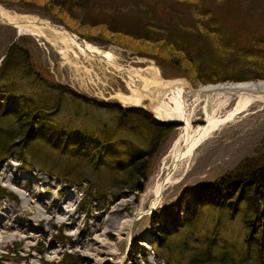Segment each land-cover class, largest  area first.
Listing matches in <instances>:
<instances>
[{
    "label": "rangeland",
    "instance_id": "rangeland-1",
    "mask_svg": "<svg viewBox=\"0 0 264 264\" xmlns=\"http://www.w3.org/2000/svg\"><path fill=\"white\" fill-rule=\"evenodd\" d=\"M212 1L214 0H203V9L211 13V19L216 21L221 29L225 28L232 34L225 36L222 32V35L216 38L219 43L215 42V47H221L224 42L225 46L238 53L257 44L259 40L264 41V0H226L228 5H238V18L234 20L223 17V4L216 7L212 5ZM128 2L131 0H125V3ZM85 4L72 8L70 15L82 17L84 10L97 12L115 6L128 8L125 5L120 6L121 0H91ZM130 4L153 9L156 11L155 16L158 15L163 24H169L168 18L172 10L182 13L181 24H193L187 7L176 3L175 0H132ZM0 7L5 12L23 19H37L56 26L63 25L60 20L37 6L0 2ZM117 12L122 16L118 18ZM117 12L113 16L109 13L101 16L110 22L120 19L121 24L129 27L128 29H134L135 22L139 20L141 23L147 21V18L139 17L131 11L124 13L126 15ZM202 22L208 23L204 20ZM40 32L43 33H20L17 27L0 21V65L8 47L18 43L27 49L47 82L67 87L82 98L129 108L131 106L122 104L117 97L130 95V76H136L137 72L142 76L148 75L146 69L154 64L163 80L184 79L192 85V88L184 87L182 95L183 116L190 129L194 131L207 124L208 107L210 119L215 127L212 134L210 133L196 148L188 168L174 177V180L179 181L165 188L153 209L151 204L155 199L154 191L161 176L166 173V167L170 163L168 156L176 141L183 135L186 121L163 118L161 112L152 109L149 100H144L142 108L150 112L155 119L173 122L177 127L173 134L166 137L153 158L141 192L124 193L122 198L116 199L106 196L103 200L95 199L94 202L83 205L81 201L85 184L79 186L77 183H65L54 173L46 174L39 166L25 169L17 161L15 153L6 155L0 161V188L15 200L0 195V264H94L96 259H100L101 264H165L164 259L154 252L153 242L161 235L164 227L169 231L170 242L176 244L181 241L178 238L179 233H174L182 221L184 201L188 193L194 188L214 182L234 170L244 160L254 158L256 152H259L260 143L264 139V102L253 101L231 115L235 98L228 100V103L221 99L217 100L219 103L216 101L208 105L206 97L197 91L233 82L202 85L198 80L183 75L172 63L161 58L123 49L100 40H87L72 33L92 46L94 56L103 54L106 59L113 60L117 65L113 66V69L105 61L91 58L79 48L65 42L54 30L41 28ZM200 43L203 41H197L195 44L197 46ZM216 50L221 53L220 49ZM193 53L189 51L190 55ZM226 55L232 57L230 52ZM201 75L206 77L205 73ZM165 102L168 109L174 107L166 99ZM72 105L74 104H67V113L79 108ZM79 111H84V108ZM98 113L105 116L102 112ZM90 114L92 120L98 116L95 112ZM115 153L113 163H122L130 158V153ZM9 174L19 178L15 185L4 179ZM27 200L33 204L24 208L21 204ZM30 208L32 213L26 210ZM61 211L66 212L67 216ZM61 220L65 222L61 224ZM130 220L134 222L123 229V224ZM105 222L110 225L106 226ZM221 223V227L217 228L220 233L219 240L216 241L217 246H231L232 249H237V246L233 245H238L241 240L243 229L240 221L237 218L223 219ZM199 225L207 236L216 227L214 220L211 222L207 219L202 220ZM22 227L26 234L23 233ZM103 227L109 228V236L102 233ZM196 231L198 233V230ZM25 235L27 237H23ZM190 246L193 247L192 242ZM94 249L105 254L96 256ZM65 255H71L72 261L65 260ZM183 256L187 261L189 254Z\"/></svg>",
    "mask_w": 264,
    "mask_h": 264
},
{
    "label": "trees",
    "instance_id": "trees-1",
    "mask_svg": "<svg viewBox=\"0 0 264 264\" xmlns=\"http://www.w3.org/2000/svg\"><path fill=\"white\" fill-rule=\"evenodd\" d=\"M59 1L0 0L37 6L84 39L161 58L202 85L264 81V41L259 40L238 53L224 42L221 47H215L222 32L225 36L232 34L211 19V13L203 9V0H175L187 7L193 24H181L183 15L177 10L171 11L169 24H163L155 16L156 11L133 6L132 0L128 3L121 0L120 6L128 8L84 10L82 17H72L69 13L72 8L82 7L91 0ZM222 4L223 17L238 18L237 4L212 1L216 7ZM116 10L122 14L134 12L147 21L139 20L134 29H128L120 19L110 22L101 16L108 13L113 16ZM197 41L203 43L196 46ZM189 51L194 53L190 55ZM228 52L231 58L226 55ZM42 74L27 49L18 43L8 47L0 65V161L15 153L25 169L39 166L65 183L85 184L83 205L106 196L116 199L124 193L141 192L153 158L177 125L159 121L143 109L82 98L67 87L47 82ZM68 103L79 108L67 113ZM80 108L84 111H79ZM91 112L98 115L94 120ZM115 152L130 153V158L113 163ZM0 195L15 200L2 188ZM182 212V221L174 233H179L181 241L170 242L171 236L164 227L153 242L154 252L165 264H264V139L254 158L244 160L214 182L192 189ZM236 218L243 229L240 243L233 245L237 249L218 247L217 228L221 227V220ZM206 219L214 220L216 225L210 236L199 225ZM184 254H189L187 261ZM64 257L72 261L71 255Z\"/></svg>",
    "mask_w": 264,
    "mask_h": 264
},
{
    "label": "bare ground",
    "instance_id": "bare-ground-1",
    "mask_svg": "<svg viewBox=\"0 0 264 264\" xmlns=\"http://www.w3.org/2000/svg\"><path fill=\"white\" fill-rule=\"evenodd\" d=\"M0 21H3L4 23L17 27L20 33L27 32V33H34L40 35V33H43L40 32L41 28L54 30L56 33H58L61 36V37L59 36L60 38H62L65 42L79 48V50H81L85 55L91 58L101 59L105 61L106 64L111 68H113V66L117 67V65H115L113 60L106 59V57L103 54H100L99 56H94L93 48L88 42H86L85 40H80L74 34H71L68 31L64 30L61 26H56L52 23H49L48 21H42L37 19L32 20L28 18L23 19V17L20 18V16L11 15L5 12L1 7H0ZM146 72L148 73V75L142 76L139 75L140 72H137L136 76H130L131 79L128 82V85L131 89V94L128 96L119 95L117 97L118 100L124 105L138 106V107H143L142 104L144 103V100H149L152 109L156 112H161L163 118H166L167 120H173L175 118L178 120L186 121L185 131L183 135L176 141L171 153L168 156L170 163L166 167V173L161 176L154 191L155 199L151 204V208L153 209L157 201L160 199L165 188H167L173 183H177L178 179L174 180V177H176V175H178L180 172L188 168L196 148L213 131L215 124H213L214 122L211 121L210 119L209 107H208L206 111L207 124L197 128L194 131L191 130L187 120L184 119L183 116L184 110L182 108V99H183L182 95L184 92V87H186L187 84L186 81L184 79L163 80L160 77L159 71L154 64H151L146 69ZM197 92L206 97L208 105H211L212 103L221 99H224L225 101H227L226 103H228V100H230L231 98H235L236 102L232 112L230 113L231 115H234L235 113L241 111L248 103H251L253 101L264 102V81L241 83V84L226 83L216 86L205 87ZM165 99L167 100V102L171 103L174 107L168 109ZM217 103L219 102L217 101ZM4 179H6L7 182H11L13 185H15L19 181V178L12 177V175L10 174L8 176H5ZM32 204H33L32 201L27 200L26 202H23L21 205L24 208H27L28 206L31 207ZM32 208L26 210L31 212ZM61 212H63V214L67 216L66 212L64 211ZM2 218L3 216L1 217V219ZM64 222H65L64 220H61V224ZM133 222L134 220L133 221L130 220L129 222H127L128 224L127 223L123 224V229L129 227L130 224H132ZM104 224L106 226L110 225L107 222H105ZM22 231L23 233L26 234L23 227H22ZM102 233H104V235L106 236H109L111 234L109 228H105V227H103ZM1 234L2 232L0 233V237H2ZM23 237H27V236L25 235ZM94 250L96 256H102L105 254L101 250H97V249ZM134 251L136 252L137 249H135ZM94 262H95L94 264H101L100 259H96L94 260Z\"/></svg>",
    "mask_w": 264,
    "mask_h": 264
},
{
    "label": "water",
    "instance_id": "water-1",
    "mask_svg": "<svg viewBox=\"0 0 264 264\" xmlns=\"http://www.w3.org/2000/svg\"><path fill=\"white\" fill-rule=\"evenodd\" d=\"M64 30H66V31H68L69 33H71L72 34V32L69 30V29H67L64 25H62L61 26ZM186 81V87H189V88H192V85L187 81V80H185ZM129 108H138V109H144V108H142V107H138V106H131V107H129Z\"/></svg>",
    "mask_w": 264,
    "mask_h": 264
}]
</instances>
